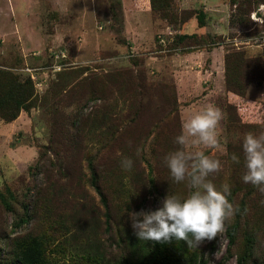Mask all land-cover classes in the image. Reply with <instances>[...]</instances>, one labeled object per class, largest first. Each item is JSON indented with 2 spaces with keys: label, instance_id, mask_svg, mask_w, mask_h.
Here are the masks:
<instances>
[{
  "label": "rangeland",
  "instance_id": "rangeland-1",
  "mask_svg": "<svg viewBox=\"0 0 264 264\" xmlns=\"http://www.w3.org/2000/svg\"><path fill=\"white\" fill-rule=\"evenodd\" d=\"M147 2L0 0V96L14 79L28 78L32 89L13 118L0 116L1 262L18 264L11 240L28 233L47 264L139 258L148 241L134 235L129 214L190 194L163 159L176 150L182 122L212 105L223 119L219 147L206 155L222 168L208 179L218 191L229 185L239 211L214 239L180 248L196 251L193 264H264V196L241 179L242 141L264 133V75L248 61L243 94L224 84L226 52L261 56L263 4L243 25L229 22L228 0Z\"/></svg>",
  "mask_w": 264,
  "mask_h": 264
},
{
  "label": "clouds",
  "instance_id": "clouds-1",
  "mask_svg": "<svg viewBox=\"0 0 264 264\" xmlns=\"http://www.w3.org/2000/svg\"><path fill=\"white\" fill-rule=\"evenodd\" d=\"M222 119L221 111L208 105L182 122L180 134L174 138L177 148L164 157L163 163L173 183H186L192 191L184 198L168 195L155 211L130 213L131 228L138 240L166 243L174 239L196 248L222 233L225 222L239 211L227 199L229 185L218 191L208 179L222 168L218 159L206 155L207 150L219 147L217 129ZM242 151L246 171L241 179L264 196V133L247 134ZM231 159L240 162L236 155ZM120 166L131 171L133 161L123 157ZM260 204L264 206V199Z\"/></svg>",
  "mask_w": 264,
  "mask_h": 264
},
{
  "label": "trees",
  "instance_id": "trees-1",
  "mask_svg": "<svg viewBox=\"0 0 264 264\" xmlns=\"http://www.w3.org/2000/svg\"><path fill=\"white\" fill-rule=\"evenodd\" d=\"M147 3L149 4L150 9H155L157 6L167 3V0H148ZM258 3H262L264 8V0H228L230 6L229 22L236 21L243 25H247V22L249 21L248 14L252 10V7H255ZM198 21L199 24L203 23L202 16L198 17ZM180 35L181 37H185L195 35V33H183ZM248 61H252L253 66L264 75V48L262 49L261 56L257 59L246 58L241 51L237 50L228 51L224 56V84L226 88L239 95L243 94L245 84L250 80L247 75L240 72V70H242L241 65H248ZM249 70L250 69H246L245 73ZM0 73L3 74V71ZM241 79H245L242 84L240 83ZM24 80L25 83L22 82L19 84V82L14 79L13 82L16 85H13L12 89L1 91L0 103L8 105L10 108H14V110H8V112H2L0 110L1 117L5 119L13 118L16 115L18 108L24 105V99L30 97L32 92L30 80L28 78H25ZM16 90L18 91V94L15 93ZM12 94L16 95V97H13ZM100 198L102 202H105L102 195ZM105 217L107 218V213H105ZM235 227L236 222H233V224L227 229L228 234H231ZM11 244L12 257H14L18 264H47V257L37 236L29 233L16 236L11 240ZM182 244L183 241H175L174 239L171 242L166 243L148 241V248L145 253L139 258L124 264H193L197 257L196 251H184L180 248ZM0 264L8 263L0 261Z\"/></svg>",
  "mask_w": 264,
  "mask_h": 264
}]
</instances>
